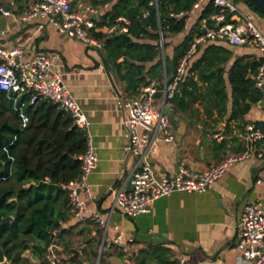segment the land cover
I'll use <instances>...</instances> for the list:
<instances>
[{
	"label": "crops",
	"instance_id": "1",
	"mask_svg": "<svg viewBox=\"0 0 264 264\" xmlns=\"http://www.w3.org/2000/svg\"><path fill=\"white\" fill-rule=\"evenodd\" d=\"M33 1L0 0V7L11 12L8 16L0 15V46L7 50L21 46L24 59L38 52L48 54L52 69L61 74L71 89L86 115L98 157L88 178L93 197L88 198L83 192L79 197L86 215L108 212L116 191L129 189L137 163V158L127 153L125 111L119 108L117 97H132L151 81L157 84H162L164 79L170 81L177 65L173 60L174 48L189 33L193 38L204 25L213 26L211 16L219 13L220 7L218 12L201 18L211 2L207 0L189 14L186 26L184 17H176L184 19L182 31L162 37L159 30V40L147 36L134 39L155 45L157 53L146 61L124 55L118 58V63L123 64L127 59L143 66L140 77L144 80L140 87L132 90L116 69H108L105 65V45L98 49L70 38L44 17L21 21L19 16ZM230 1L264 35V15L245 0ZM114 2L116 0H73L72 5L86 3L95 7L96 24L103 27L109 23L104 16ZM225 21L230 19L227 17ZM138 56H142V52ZM261 58L263 54L253 46L234 45L223 39L208 40L199 45L190 58L186 74L174 94L178 102H184L183 106L174 102V96L167 99L160 91L155 94L154 104L161 110L168 107L169 124L175 133L173 141L157 138L149 147L148 159L156 176L175 175L181 162L190 168L204 169L243 149L244 126L264 123L263 90L254 84L256 68L253 70L249 66L244 74L252 81L253 88L247 97L234 90L231 73L236 62L244 65ZM125 69L122 68V72ZM256 91L261 97L253 102L251 97ZM252 201L259 202L264 212V161L256 158L237 162L205 192L176 191L159 197L149 212L134 218L123 216L115 207L108 217L105 235L89 219L75 218L67 210V218L60 222L61 230L54 231L52 239L60 243L62 257L74 259L78 264H174L181 257L187 264H244L241 251L235 247L237 223L244 205ZM114 226L123 232L127 254L111 243ZM44 253L38 256L29 248L21 257L31 264H44Z\"/></svg>",
	"mask_w": 264,
	"mask_h": 264
},
{
	"label": "built area",
	"instance_id": "2",
	"mask_svg": "<svg viewBox=\"0 0 264 264\" xmlns=\"http://www.w3.org/2000/svg\"><path fill=\"white\" fill-rule=\"evenodd\" d=\"M207 0H194L192 8L173 14L184 17L185 26L189 14ZM220 7V12L213 14V26L204 25L194 35L185 53L178 59L175 72L170 81L164 79L162 84L154 81L141 86L132 97H117L119 108L125 111L123 124L128 140L127 153L137 158V163L130 177L129 189L120 188L114 195V203L108 212H92L86 215L79 193L88 198L90 192L88 178L97 165L98 157L88 130V121L69 86L62 80L61 74L52 69L51 59L44 52L36 53L30 59L23 58L21 46L15 45L7 50L0 46V89L17 97L28 94L29 104L39 100H48L63 109L73 119L76 126L85 131L86 149L78 155L80 171L77 177L70 180L63 188L67 191L68 208L78 219L87 218L98 225L105 235L108 217L115 207L125 217L134 218L150 211L153 202L162 196L176 191L205 192L221 178L231 166L248 158L264 161V123L257 125L247 123L241 134L243 149L232 153L215 164L204 169H194L181 162L175 175L156 176L151 169L148 150L154 139L170 142L175 138L169 124V117L154 104V96L162 92L170 99L174 96L179 83L183 80L188 62L197 48L208 40L223 39L234 45H249L263 54V60L253 73L254 84L263 90L264 98V35L261 34L252 20L244 15L230 0H208ZM73 0H35L19 16L23 22L37 17H44L60 33L82 41L84 44L102 48L104 42L119 33L127 31L128 21L120 17L115 21L99 27L95 21L97 9L86 3L72 5ZM11 12L0 7V15L8 16ZM228 17L230 21H225ZM100 33V36L95 34ZM22 125L28 116L20 111ZM159 133L158 137L157 134ZM215 138L217 134L213 135ZM258 181V180H257ZM115 234L111 243L128 253L123 232L114 226ZM238 240L235 245L242 253L244 264H264V212L259 202L252 201L244 205L237 223ZM62 247L55 239L46 246L44 259L47 264H78L74 259L60 255ZM174 264H187L183 257Z\"/></svg>",
	"mask_w": 264,
	"mask_h": 264
},
{
	"label": "trees",
	"instance_id": "3",
	"mask_svg": "<svg viewBox=\"0 0 264 264\" xmlns=\"http://www.w3.org/2000/svg\"><path fill=\"white\" fill-rule=\"evenodd\" d=\"M192 4L193 0H157L156 3L154 0H116L104 20L111 23L124 16L129 24L126 33L105 41L103 59L107 68L116 69L130 89L140 87L144 80L140 77L143 66L127 59L123 64L118 63V58L124 55L139 61L152 59L157 53L155 45L134 39L147 36L159 40V30L162 37L182 31L184 19L171 14L188 11ZM218 11L219 7L210 2L200 17ZM191 40L189 33L174 48L176 64ZM140 52L142 56L136 57ZM262 60L244 65L235 63L231 83L242 97L253 90L252 81L244 76L247 68L254 70ZM122 68H126L124 72ZM13 96L0 89V263L6 260L10 264H31L21 254L31 248L35 255H42L52 233L61 230L60 222L67 218V191L60 186L79 174L78 155L86 149V134L56 104L48 100L29 104L28 94L20 95L15 102ZM260 97L261 93L256 91L251 98L254 102ZM176 99L174 102L183 106L184 102ZM20 111L28 116L24 126ZM7 216H12V221L2 222ZM58 238L62 240L60 235Z\"/></svg>",
	"mask_w": 264,
	"mask_h": 264
},
{
	"label": "water",
	"instance_id": "4",
	"mask_svg": "<svg viewBox=\"0 0 264 264\" xmlns=\"http://www.w3.org/2000/svg\"><path fill=\"white\" fill-rule=\"evenodd\" d=\"M245 1H247L252 7L257 9L259 12H261L264 15V0H245ZM163 112L166 114H170V111L168 110L167 106H164ZM60 187L63 188V186ZM12 219H13L12 216H7L2 219V222L12 221ZM73 257H76V255ZM43 263L47 264L45 259H43ZM0 264H10V262L4 260Z\"/></svg>",
	"mask_w": 264,
	"mask_h": 264
}]
</instances>
